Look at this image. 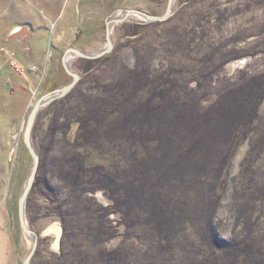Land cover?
<instances>
[{
  "label": "rangeland",
  "instance_id": "obj_1",
  "mask_svg": "<svg viewBox=\"0 0 264 264\" xmlns=\"http://www.w3.org/2000/svg\"><path fill=\"white\" fill-rule=\"evenodd\" d=\"M167 2L0 0V264H22L30 251L18 220L33 165L23 123L39 97L72 80L65 50L97 53L107 45V21L125 9L161 15ZM112 42L87 72L94 59L72 55L78 82L37 116L45 165L26 202L38 236L31 264H264V0H175L165 20L132 15L115 23ZM118 82L128 84L121 91L128 102L107 129L118 151L104 145L92 157L113 201L100 190L62 187L59 177L63 116L82 111L86 97L118 101ZM118 133L160 138L161 155L142 161L158 159L146 167H156L146 178L151 194L132 177L142 148L136 140L118 144ZM161 222L170 226L159 235Z\"/></svg>",
  "mask_w": 264,
  "mask_h": 264
},
{
  "label": "trees",
  "instance_id": "obj_2",
  "mask_svg": "<svg viewBox=\"0 0 264 264\" xmlns=\"http://www.w3.org/2000/svg\"><path fill=\"white\" fill-rule=\"evenodd\" d=\"M101 60L103 58H98L94 60H86L85 67L83 69L85 72L89 71L91 68L97 67L101 64ZM133 71H128V73H132ZM128 74V76H129ZM124 80V79H123ZM119 81V80H118ZM83 80L78 83V85L74 88V90L69 93L66 97H68L73 92H79L80 85L83 84ZM125 82V80H124ZM128 84L119 85L118 82V101L116 94L115 96L112 95L111 98L108 100H105L99 95L92 96V97H86L89 98V101L85 99L84 105L80 106L82 108V111L80 108H75L76 113L72 116L70 114H65L64 121V140L65 147H63V151H66L67 154L65 157H63L60 169V182L63 184L62 187H75L77 191L83 192L84 194H95L96 191L100 190L103 192L104 196L109 200L112 199L115 201L117 199V195H111L109 194L108 188H110L109 185H104L107 183L106 177L101 175L99 172V168L92 163V159L95 158V153L100 152L104 145H108L110 147H113L112 149H116L118 151V146L115 145L116 138L114 137V134L109 133L107 129L109 128V124L111 123V119L115 116L117 120L121 118V116H124L125 113H122V109L126 107L127 100L125 102V95L121 93V91L126 90ZM113 88H115L113 86ZM116 89V88H115ZM74 93V94H76ZM82 95V91L80 92ZM121 99V100H119ZM55 106V105H54ZM146 108V106H144ZM159 107V106H158ZM116 114L118 116H116ZM40 117V114L38 115ZM36 119V124L34 126L33 132H32V140L33 144L35 143V129L37 128V121H39L38 118ZM114 118V120H115ZM137 121L140 119L135 118ZM140 122L143 125H146L150 127V123H145L140 120ZM95 125V126H93ZM158 126L157 124H155ZM162 126V125H161ZM73 127H77V132L73 136L70 137L68 133L71 132ZM125 128L118 125V131H122ZM130 130V129H129ZM160 131V128H156L155 131ZM114 130H111V132ZM130 133H118V144L124 145L125 141H130V144L132 140H136L137 144L140 145L142 150H139L136 154V157L141 163H138L135 165V167L132 166V170L135 173V176H132L134 178L135 183L142 184L143 190H141V194L150 193L151 191L155 190L156 188L150 187L149 182L146 181L147 176H151L156 172V167L152 168L151 170H147L148 165H158V159L152 158V163L150 161H147L146 163H142V161L145 159L143 157H152V153H154L153 157L156 155H161V152L164 150L162 148V144L160 145L158 137H149V138H137L134 139L133 137L129 138ZM67 137V138H66ZM34 145V147H35ZM36 150L38 153L41 151L38 150V148L41 150V148L36 145ZM93 157V158H92ZM45 165V155H42L40 157V163L39 168L37 172V176L35 179V182L33 184V188L29 194L35 193L36 188L38 186L39 179L41 178L42 170ZM69 168V169H65ZM118 173V181L125 179V172L123 171H116ZM81 187V190H79ZM108 187V188H107ZM120 191V189H118ZM136 191L140 192L139 187L136 189ZM135 191V192H136ZM125 195V194H124ZM119 196V195H118ZM29 200V198H28ZM57 209V207H56ZM60 210H55V212H58ZM97 211L101 212V215H106L108 210L106 208L97 207ZM27 215H28V209H26ZM151 212V211H150ZM144 213L146 215L147 213ZM214 213V209L212 211ZM211 213V216H212ZM60 215V213L58 212ZM172 225H175L174 220L172 221ZM210 221L208 222V224ZM169 224L161 222L157 224V227H155L157 233L159 235L165 233L166 228L168 229ZM162 232V233H161Z\"/></svg>",
  "mask_w": 264,
  "mask_h": 264
},
{
  "label": "water",
  "instance_id": "obj_3",
  "mask_svg": "<svg viewBox=\"0 0 264 264\" xmlns=\"http://www.w3.org/2000/svg\"><path fill=\"white\" fill-rule=\"evenodd\" d=\"M175 0H168L167 2V7L166 10L163 14L161 15H153L149 14L145 11L139 10V9H125L122 12L123 15L119 16L118 18H113L109 21L106 22V38H107V45L106 47L97 52V53H87L80 51L75 48H67L63 54L62 57V65L65 69V71L72 77V80L64 85L63 87L53 89L41 97H39L31 109L29 110L24 123H23V130H22V138H23V143L26 146L28 152L30 153L32 160H33V165L31 168V171L26 179V182L24 184L23 190L19 196L18 199V220L20 227L22 229V232L28 236L31 240V247L30 251L26 255L24 261L22 264H31L32 257L36 251L37 243H38V236L34 230L31 229L30 225L27 222L26 219V202L28 199V196L33 188V184L35 182L38 168H39V163H40V156L39 153L37 152L36 148L34 147L33 140H32V132L33 128L35 126V122L37 119V116L40 112V110L46 106L48 103L51 101L61 98L64 95H66L78 82L79 76L77 73L73 72L70 69L69 66V60L72 55L85 58V59H98L102 57L103 55L107 54L113 49V42H112V27L115 23L117 22H122L126 20L129 16L136 15L140 18L145 19L148 22H153V21H161L165 20L168 18V16L172 12V7L174 4ZM19 31H17L18 33Z\"/></svg>",
  "mask_w": 264,
  "mask_h": 264
},
{
  "label": "crops",
  "instance_id": "obj_4",
  "mask_svg": "<svg viewBox=\"0 0 264 264\" xmlns=\"http://www.w3.org/2000/svg\"><path fill=\"white\" fill-rule=\"evenodd\" d=\"M39 30H40V29H37V30H36V33H38V32H39ZM31 33H33V34H32V37H33V36H34V34H35V31H31Z\"/></svg>",
  "mask_w": 264,
  "mask_h": 264
},
{
  "label": "bare ground",
  "instance_id": "obj_5",
  "mask_svg": "<svg viewBox=\"0 0 264 264\" xmlns=\"http://www.w3.org/2000/svg\"><path fill=\"white\" fill-rule=\"evenodd\" d=\"M96 234V233H95Z\"/></svg>",
  "mask_w": 264,
  "mask_h": 264
}]
</instances>
